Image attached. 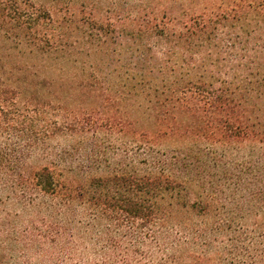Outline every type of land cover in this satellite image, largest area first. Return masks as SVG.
Wrapping results in <instances>:
<instances>
[{
    "label": "trees",
    "instance_id": "obj_1",
    "mask_svg": "<svg viewBox=\"0 0 264 264\" xmlns=\"http://www.w3.org/2000/svg\"><path fill=\"white\" fill-rule=\"evenodd\" d=\"M65 4L0 0V264H264V0Z\"/></svg>",
    "mask_w": 264,
    "mask_h": 264
},
{
    "label": "rangeland",
    "instance_id": "obj_2",
    "mask_svg": "<svg viewBox=\"0 0 264 264\" xmlns=\"http://www.w3.org/2000/svg\"><path fill=\"white\" fill-rule=\"evenodd\" d=\"M67 2L71 4L72 9L77 11L78 19L84 20V17L87 15L85 14V12H92L93 14H95L94 16L98 22H102L105 25L109 22H112L117 25V29L120 32L124 21L120 17L122 14H124L123 8L125 7L127 0H39V3L44 4L46 7L50 8L54 14H59L58 9L66 6L65 3ZM5 32L6 31L4 30L2 25V19L0 18V34H5ZM123 41V38L120 37L116 43L110 44L109 50H114L115 48H117L118 52H120L123 46ZM82 49L83 48H80V50ZM119 56L121 57L122 55ZM73 142V140H70L68 138H59L53 140L51 146L53 148H62L63 146L69 145V147H71L73 146ZM97 143L98 146L96 148V151L97 154L100 155L101 159L95 160L96 158L93 157V159H91L92 163H90L94 168L93 170L97 173L107 170L114 165L120 166L122 164H125L130 159V153L127 154L123 147H121V145H119L117 142H109L106 140L104 141V139H99ZM74 146L76 148L70 149L66 154V158L71 161H78V158L81 156V150L77 149V145ZM231 153L235 157L236 162L248 160L250 157L249 148L233 149ZM33 162H37V160H34ZM6 208H9L14 212L16 210L14 208V205L11 204ZM30 215L36 214L32 213ZM88 262H93L92 257H89Z\"/></svg>",
    "mask_w": 264,
    "mask_h": 264
}]
</instances>
